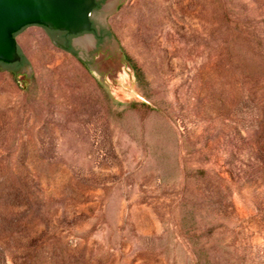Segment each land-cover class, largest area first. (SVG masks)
<instances>
[{"label":"rangeland","instance_id":"rangeland-1","mask_svg":"<svg viewBox=\"0 0 264 264\" xmlns=\"http://www.w3.org/2000/svg\"><path fill=\"white\" fill-rule=\"evenodd\" d=\"M96 1L0 68V264H264V0Z\"/></svg>","mask_w":264,"mask_h":264},{"label":"water","instance_id":"water-1","mask_svg":"<svg viewBox=\"0 0 264 264\" xmlns=\"http://www.w3.org/2000/svg\"><path fill=\"white\" fill-rule=\"evenodd\" d=\"M95 8L96 0H0V61L15 63L20 60L18 51L23 54L11 34L30 25L70 36L80 35V38L87 36L93 45L94 37L89 33ZM0 68L6 71L3 66ZM29 78L30 67L27 63L16 75V80L24 88Z\"/></svg>","mask_w":264,"mask_h":264},{"label":"flooded vegetation","instance_id":"flooded-vegetation-1","mask_svg":"<svg viewBox=\"0 0 264 264\" xmlns=\"http://www.w3.org/2000/svg\"><path fill=\"white\" fill-rule=\"evenodd\" d=\"M98 3L96 1V8L97 9ZM55 33L61 35L62 37V43L64 44V46H69L71 48H73V43L75 41V39L80 38L81 36H70L67 35L64 32H58V31H54ZM94 37V42L95 44L102 42L104 40V37L106 36V32L103 29V27L101 25H96L93 21V19L91 18V32L89 33Z\"/></svg>","mask_w":264,"mask_h":264},{"label":"trees","instance_id":"trees-1","mask_svg":"<svg viewBox=\"0 0 264 264\" xmlns=\"http://www.w3.org/2000/svg\"><path fill=\"white\" fill-rule=\"evenodd\" d=\"M48 31L51 32L50 30ZM14 34L15 33H12L11 37H13ZM61 48L74 54L72 48L69 46L66 47L64 45L63 46L61 45ZM18 55L20 57V60L18 62L5 63V62L0 61V66H3L12 77H15L27 65L25 58L19 53V51H18Z\"/></svg>","mask_w":264,"mask_h":264},{"label":"bare ground","instance_id":"bare-ground-1","mask_svg":"<svg viewBox=\"0 0 264 264\" xmlns=\"http://www.w3.org/2000/svg\"><path fill=\"white\" fill-rule=\"evenodd\" d=\"M108 7V6H107ZM75 43H78V45H85V46H87L88 44H90L91 43V39L89 38V37H87V36H85V37H82V38H79V39H77L76 41H75Z\"/></svg>","mask_w":264,"mask_h":264}]
</instances>
